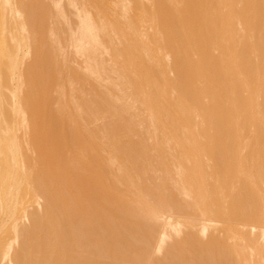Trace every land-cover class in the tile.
I'll use <instances>...</instances> for the list:
<instances>
[{
	"label": "bare ground",
	"instance_id": "1",
	"mask_svg": "<svg viewBox=\"0 0 264 264\" xmlns=\"http://www.w3.org/2000/svg\"><path fill=\"white\" fill-rule=\"evenodd\" d=\"M48 1L50 22L46 34L48 50L52 46L49 51L57 52L56 68L62 59L61 33L64 51L73 48L79 54L83 76L88 73L105 90L112 101L110 107L107 105L115 110L116 119L103 115L98 118V106L91 96L86 97L72 78L70 82L58 78L61 82L53 91L62 95L60 99H66V92L75 91L71 82L73 86L76 83V90L85 99L80 98V102L84 100L80 105L67 93V110L57 98L51 104L78 127L62 126L65 137L74 139L71 144L68 141L69 149L74 152L79 144H73L82 143L81 139L87 143V149L85 143L79 147L85 146L86 150L81 151L87 157H81L85 164L77 163L72 155L80 154H71L70 150L73 160L66 157L65 163L68 160L87 173L67 175V187L63 186L62 175L57 176L54 190L39 176L40 172L32 175L25 164L17 124L22 122L23 144L37 166L35 170H43L46 153L32 137L40 118L30 111L27 94L35 90L32 80L40 59L37 35L43 30L38 20L44 6L39 0H0V44H8L4 33L14 44L13 52L0 49V233L14 221L11 237L0 245V264H142L143 260L148 264H264V0H150L154 7L150 5L153 15L148 23L154 26V36L150 37H155L154 51L142 44L140 57V47L131 46L136 43L131 42L133 32L131 38L126 37L125 26L112 23L115 32H123L127 38L125 47L132 39L131 49L127 47L130 59L134 60V52L135 59L142 58V66L141 61L131 60L140 63L133 64L135 68L123 59L117 47L109 51L108 45L105 47L87 0L85 4L80 0V7L77 0H68L76 9V29L63 8L59 6L56 11L53 0ZM92 1L97 5L90 8L100 9V2ZM122 3L129 11L128 0ZM101 9L100 13L95 10L96 17H102L105 24V11L109 9ZM9 14L13 23L6 19ZM24 16L25 23L20 20ZM35 19L37 23L31 21ZM127 27L137 30L133 25ZM111 36L109 33L107 37L110 41ZM124 57H128L126 53ZM160 61L164 62L163 68ZM148 63L154 64L162 77L158 82L153 71L149 90L133 79L141 77L139 68L146 69L144 64ZM22 85H26V93H21ZM4 105L13 115L11 121ZM17 114L22 120L18 123ZM135 125L144 128L148 146L142 140L140 144L141 133L136 129L139 138L135 135ZM68 128L77 130L71 134ZM127 133L138 138L139 146L132 138L127 139ZM56 161L61 174L59 158ZM148 172L154 174L156 183H150L149 177L146 180ZM167 183L176 194L170 192ZM22 187L34 195L35 212L24 206ZM113 188L115 192L110 190ZM119 199L133 209H124ZM193 231L205 241L196 240ZM154 254L158 256L155 261Z\"/></svg>",
	"mask_w": 264,
	"mask_h": 264
},
{
	"label": "rangeland",
	"instance_id": "2",
	"mask_svg": "<svg viewBox=\"0 0 264 264\" xmlns=\"http://www.w3.org/2000/svg\"><path fill=\"white\" fill-rule=\"evenodd\" d=\"M26 1V0H25ZM40 2L42 1V4H43V6H44V10L42 11V13H41V15H40V18L41 19H39L38 21H40V22H38V23H40V25H42V27H43V30H41V32L37 35V37H38V39L40 40V59H39V61H38V68H37V70H36V75H35V78L37 79V81L38 82H36L35 80V78H34V80H32L33 82H32V85H33V87L35 88V90H34V93H32V94H27V97H28V102H29V104H30V106H31V109H30V111L32 112V113H34L35 115H37L39 118H40V125L38 126V129H37V131H34V132H32V137L35 139V142H36V144L38 145V148L40 149V150H43L44 151V153H46V159H45V163H44V167H43V170H35V164H33V161L31 160L32 158V156L27 152V150H26V147H25V145L23 144V138L22 137H24V130H21V128L23 127L22 125H19V124H22V122H19V121H22L21 120V115L20 114H17V117H16V122L18 123L19 122V124H17V136H18V138L21 140V143H22V153L24 154L23 155V157H25L24 159L26 160V162H25V164H26V166L27 167H30L31 168V170H32V175L34 174V175H37V173H39L40 175V177L43 179V180H45V182L49 185V188L50 189H52V190H54L55 189V184H54V179L55 178H57V176H61L62 175V177H63V186L64 187H67L68 186V183H67V181H66V177H67V175H70V173L73 175H81V176H84V175H86V173L87 172H83V171H81V170H79V169H77V168H75L72 164H69V162L67 163V161L69 160V159H71V160H73L72 158H71V155L69 154V152H68V150H70L69 149V143H70V141H71V143H72V141L74 142V139H72V140H70V138H69V140H68V138L67 137H65V135H64V133H63V128H64V125L65 124H67L68 125V127L70 126V127H73L72 125H74L75 124V122L74 121H72L71 119V117L69 118V116H66V117H63L62 115H60L59 113H60V109L59 108H57V107H55L53 104H51V101L52 102H54L55 100L54 99H58V101H62V103L64 104V105H66L65 106V108H64V106H63V108H64V110L66 109V108H68V104H67V102L69 101L68 100V98H70V96H74V98H75V101L76 102H78L80 105H82L81 104V102H83L85 99L84 98H82L83 97V95H82V92H79V90H76V83L78 84V89H80L81 91H83V93L86 95V97H89V96H91V99L90 100H92L93 102H94V104L96 105V106H98V110L100 111H97L98 113H99V116H98V118L101 116V115H103L104 117L105 116H107V117H105V118H112L113 120H115L116 119V116H115V110L113 111L111 108L109 109V107H110V104L111 103H109V102H112L111 101V99L109 100L108 98H109V96L108 95H106V92H105V94H104V92L103 91H105L104 89H101V88H99V86L100 85H98L99 83L98 82H96L95 80L94 81H92L93 79H92V77L90 78L87 74V72H85V76H83L84 75V70H82L81 71V66H83L84 67V65H81L82 64V58H79V54L78 53H76L75 51H73V48H70L67 52L68 53H66V51H64L65 50V46H63V44H62V42H63V37H62V35H61V33L59 34V40H60V42H61V44H60V47H61V49H62V51H61V54H59L60 56H61V61H60V63H59V67L58 68H56L58 65H57V63H55L56 62V60H54V58L56 57V54H57V52H55V51H53V53H54V55H53V53L52 52H50L49 50H51V49H53V47L52 46H50V47H52V48H50L49 47V50H48V46L50 45L49 43H50V41H49V39L47 38V34H46V31H47V26H48V24H49V18H50V7H49V1L48 0H39ZM78 2L77 3H79L80 2V0H77ZM82 1V3H84L85 4V2L86 1H84V0H81ZM88 1V3H86V5H87V7L89 8V10L91 11V15H92V17H93V19L95 20V22L97 23V25H98V29H99V35H100V38H101V40L102 39H104L106 42H109L108 44L104 41V43L106 44V46L105 47H107V45H108V51H109V49L110 50H113V49H115L116 47H117V50H118V53L121 55V56H123V59L126 61V62H128V61H130L131 62V60H133V58L132 59H130L131 58V55L129 54L130 52H128V50L130 51V47L131 46H136V48L137 47H140V48H138L137 50H139V49H141V47H142V44L144 45V47L146 48V49H151L152 51H154V49H156V46H155V43H154V39H155V37H153L152 39L153 40H151L150 39V37H152V36H154V31L153 32H151V30L154 28V26H153V23L152 24H150L151 23V20H152V15H153V8L150 6V5H152L153 7H154V5L152 4L153 3V0H151V2H150V0H140V1H142V3L139 1V0H128V2H129V7H130V10L129 11H125L124 10V7H123V3H122V0H96L95 1V3L97 2L98 3V1L100 2L99 4H98V8L100 7V9H98V10H100L99 11V13L102 11V9H101V7H103V9H106V10H108V12H106L105 11V13H106V16H107V18H105L106 16L104 15V19H106V20H104V22H105V24L106 23H108L107 25H105L104 23H102V21L101 20H103V18L101 17L102 16V13H101V15H100V17L101 18H98V17H96V13H95V10L96 11H98L96 8L95 9H92V8H90V7H95L96 5L95 4H93L94 3V1H92V0H87ZM90 1H92V2H90ZM162 2H164V0H161ZM27 2H28V0H27ZM147 2H149V4L147 3ZM101 4V5H100ZM141 4H142V7L143 8H141ZM78 5V4H77ZM95 5V6H94ZM59 6H61L62 8H63V10H64V13H65V15L69 18V21H70V25H71V27L73 28V29H76V27H77V24H78V21H77V18H76V9L74 8V7H72V6H70L69 5V2H68V0H53V8L57 11V8L59 9ZM79 7H80V3H79V5H78ZM150 6V7H149ZM151 9H149V8ZM137 8V9H136ZM145 11V13L143 12V11ZM149 10V11H148ZM148 12L150 13V12H152L151 13V19H150V17H148L149 16V14H148ZM118 15H117V14ZM4 14V13H3ZM2 14V15H3ZM60 15H61V13H59ZM103 14H104V10H103ZM148 14V16H146ZM7 15V14H6ZM98 16H99V14H97ZM3 16H5V15H3ZM112 16H113V18H112ZM138 16V17H137ZM25 18H26V16H24ZM20 18V20L22 21V22H24L25 23V21H27V18H26V20H25V18ZM120 17H122L121 18V20H120ZM145 17V18H144ZM149 18V19H148ZM6 19H8V21H9V23H13V18L10 16V14L7 16V18ZM6 19H4L3 20V22H7V20ZM99 19H100V21H101V23H102V25L100 26V21H99ZM111 20V23H109V21L108 20ZM6 20V21H5ZM36 20V21H35ZM35 20H31V21H34V22H36L37 23V19H35ZM150 20V21H149ZM99 21V22H98ZM108 21V22H107ZM113 21L114 22H116V24L117 23H119V25L121 26L122 25V27H124L125 26V28L124 29H126L125 30V36L127 37V35H128V37L129 38H131V37H134V39L132 40V39H130L129 40V38H128V40H129V42H128V48H130V49H128L127 47H125V43L124 42H126L127 41V38H125V36H123V32H120V31H118V33H117V31L115 32V30L113 29V28H115L114 27V23H113ZM125 22L127 23V25H130V28H131V26L133 25V26H135L136 28H137V30L134 32L133 31V29L132 30H130L129 29V27H127V25H125ZM148 22H150V23H148ZM113 23V24H112ZM110 24H112L113 26L111 27V25ZM151 25V26H150ZM104 26V27H103ZM13 27V26H12ZM102 27V28H101ZM116 27H119L118 25H116ZM104 28V29H103ZM113 30H112V29ZM146 28V29H145ZM100 29H102V30H106L107 29V31L110 33V36L113 34V37H115L114 39H113V37L111 36V41H110V37H109V33H107V32H105V31H102V30H100ZM116 29V28H115ZM123 29V28H122ZM117 30V29H116ZM130 30V31H129ZM101 31H102V33H101ZM113 31V32H112ZM122 31V30H121ZM2 33H4V30L3 31H1ZM132 32H133V36H131L130 37V35H132ZM1 33V37H3V34ZM112 33V34H111ZM120 33H122V34H120ZM105 34V35H104ZM108 34V35H107ZM118 34V35H117ZM120 34V35H119ZM153 34V35H152ZM4 35H5V37H6V39L8 40V44H6V46H5V44H0V49H5L6 51H8V52H13V49H14V44L13 43H11V41H10V36H9V34H6V33H4ZM102 35H104L105 36V38H104V36H102ZM116 35V36H115ZM121 35L123 36V38L121 37ZM138 35V36H137ZM180 36H182L181 34H180ZM107 37H109L108 39H107ZM183 37V36H182ZM124 38L126 39V41L124 40ZM181 38V37H180ZM122 39V40H121ZM181 39H183V38H181ZM108 40V41H107ZM113 40H117V41H119L120 42V45L119 44H117V42H115V41H113ZM132 40V41H131ZM135 40V41H134ZM103 41V40H102ZM130 41L131 42H136L135 44H137V45H133V43H132V45L130 46ZM149 41H151V43L149 42ZM45 42V44H43ZM112 42V43H111ZM42 43V44H41ZM127 43V42H126ZM149 43H150V45H149ZM112 44H115V47L114 46H112ZM122 44V45H121ZM152 44V45H151ZM41 45H42V47H41ZM65 45V44H64ZM112 46L113 48L111 49L109 46ZM2 46V47H1ZM122 46V47H121ZM125 48H127V49H125ZM153 46H154V49H153ZM45 47V48H44ZM64 47V48H63ZM47 48V49H46ZM134 49V51H136L135 50V48H133ZM31 50V45H30V48H29V46H27V48H26V53H29V51ZM52 51V50H51ZM125 51V52H124ZM123 52V53H122ZM137 52V51H136ZM127 54V56L129 57V55H130V57L128 58V57H124V54ZM133 53V52H132ZM188 53H189V51H188ZM64 54H65V56H64ZM67 54V55H66ZM136 53L134 52L133 54H132V56L134 57V60H137L138 62L139 61H141L140 63H141V65L140 66H142V64H143V62H142V58H140V59H135L136 57H137V55L136 56H134ZM106 56H107V54H105ZM138 55L141 57V55H140V50H139V52H138ZM189 55H190V53H189ZM28 56V55H27ZM55 56V57H54ZM105 56V57H106ZM126 56V55H125ZM74 58V59H73ZM139 58V57H138ZM63 59H64V61H63ZM127 59H129V60H127ZM27 60H29V57H27V59H26V61ZM133 60V61H134ZM1 61L3 62L4 61V59L3 58H1ZM66 61V63H65V65H64V62ZM72 61H74V63H75V66H74V64H73V62ZM136 62V61H135ZM56 65H55V64ZM140 63H134V62H131V64H132V66H133V68H135L134 67V65L133 64H140ZM163 64H164V62H162V64H161V61H160V65L162 66V68H163ZM60 65L62 66V68H61V70H60ZM67 65V66H66ZM145 65V67H146V69L144 68V67H140L139 68V72H138V74H141V77H140V75L137 77V78H133V79H135V80H140V83H139V86H141L142 87V85H141V83H143V88H145V89H147V90H149V88H151L152 89V84H153V82L152 81H154L153 80V78L154 77H156V78H154V79H157L158 80V82H160L162 79V77L161 76H159V72H157L158 71V68L156 67V66H154V64H152V63H148V64H144ZM143 65V66H144ZM147 65H149L150 66V68H151V72H150V68L148 69L147 67H149V66H147ZM66 66V67H65ZM155 68H154V67ZM59 69V71H58V73H56V69ZM75 68V69H74ZM80 69V70H79ZM137 69H138V65H137ZM137 69H135V70H137ZM143 69H145L144 70V73L145 74H147V76H148V79H147V76L145 77V76H143L144 75V73L143 72H140V71H142ZM22 70H23V67H22ZM63 70V71H62ZM24 71H25V73L27 72V70H25L24 69ZM145 71H149V73L147 72H145ZM156 73L155 74V76H154V72ZM79 73H81V74H79ZM83 73V74H82ZM151 73H152V75L154 76V77H152V75H151ZM59 77H58V76ZM69 76H71V77H69ZM86 76H88L87 78H86ZM6 77H7V71L4 69V79H6ZM61 77V78H60ZM66 78V80H71V78L73 79V81L74 82H76V83H74V86L72 85V82L70 83L71 84V86L73 87V89H75V91H73V93L72 92H66L65 94H64V97L66 98V99H64V98H59V96H61L62 97V95H56V93L53 91V89L54 88H56L58 85H59V83L61 82V80L63 79V78ZM81 77V78H80ZM85 77V78H84ZM147 79L146 81L144 80L145 78ZM158 77V78H157ZM61 79V80H59V79ZM90 78V79H89ZM150 78H152V80L150 81ZM86 79V82H85V84H87V85H84V80ZM160 80V81H159ZM7 81V80H6ZM72 81V80H71ZM70 82V81H69ZM146 82V83H145ZM8 85H10L8 82H6ZM58 83V84H57ZM81 83H82V85H81ZM148 83V84H147ZM152 83V84H151ZM144 84H146L145 86H144ZM38 85H40V87H41V89L39 88V86ZM57 85V86H56ZM97 85H98V87H97ZM148 85V86H147ZM25 86V87H24ZM22 85L21 86V93H26V85ZM81 86V87H80ZM82 88V89H81ZM104 88V87H103ZM76 91H77V93H76ZM51 92V93H50ZM67 93L68 94H72V95H68L69 97L67 98L65 95H67ZM79 93V94H78ZM51 95V96H50ZM84 95V96H85ZM48 97H49V99H48ZM100 97H101V99H104V101L102 100V102H101V99H100ZM103 97V98H102ZM78 98H79V100H78ZM80 98H82V99H84L83 101H81L80 102ZM90 98V97H89ZM106 98V99H105ZM63 99V100H62ZM87 99V98H86ZM46 100H48V102L46 101ZM54 100V101H53ZM107 100V101H106ZM60 101V102H61ZM64 101H65V103H64ZM67 101V102H66ZM88 101V100H87ZM106 101V102H105ZM103 102H105L106 104H103ZM46 103H47V106H46ZM69 103V102H68ZM102 104V105H101ZM109 105V107H108V105ZM53 105V106H52ZM102 106L104 107V106H107V107H105V109H106V111H105V109L104 108H102ZM137 106H138V104H137ZM63 108H62V110H63ZM102 108V109H101ZM138 108H140L141 109V107H140V105L138 106ZM4 109H5V111H6V115L10 118L9 120L11 121L12 120V118H13V115H12V113H11V111H10V109L8 108V106H5L4 105ZM58 109H59V111H58ZM67 110V109H66ZM69 110V109H68ZM102 110V111H101ZM120 110V109H119ZM136 111H138V109L136 110ZM101 112H105V115L103 114V113H101ZM48 113H50V114H48ZM101 113V114H100ZM61 116L63 117V118H61ZM103 116H101V117H103ZM100 117V118H101ZM66 118H68V119H66ZM53 120V123H48V121L49 120ZM66 119V120H65ZM69 122H68V121ZM65 121H67V123L65 122ZM71 122V123H70ZM74 122V123H73ZM63 123V124H62ZM120 123V122H119ZM62 126H63V128H62ZM75 126L77 127V125L75 124ZM138 127V125H135V126H133L134 127V131H135V135L139 138V134L141 135L140 136V138H139V140H138V138L136 137V136H134V138L132 137L133 135H130V133H127L126 135H127V139H131L132 138V140L134 141V142H136V145H138L139 144V142H140V144H141V142L143 141V143H144V145H146L147 144V146H148V142H149V140L147 139V141H144V140H146V133H145V130H144V128L143 129H140V128H137ZM18 127H19V129H18ZM75 127V128H76ZM119 127H120V124H119ZM139 127H140V125H139ZM75 128H73V130H72V128H70L71 129V131H70V129L68 128V130L71 132V134H72V131L74 132L75 130H77V129H75ZM78 128V127H77ZM142 128V127H141ZM23 129V128H22ZM136 129L138 130V132L140 131V133H137V131H136ZM144 131V133H143V131ZM22 131V132H21ZM68 131V133L70 134V132ZM22 133V134H21ZM63 133V134H62ZM71 134H70V136H71ZM138 134V135H137ZM49 135V136H48ZM64 136V138H63V136ZM144 135H145V137H144ZM64 139H65V144H64ZM139 141H137V140ZM37 140V141H36ZM81 140H83V145H84V143L86 144L85 146H86V149H87V143H86V141H84V139H81ZM142 140V141H141ZM68 141H69V143H68ZM132 141V142H133ZM76 142V141H75ZM70 143V144H71ZM82 143H80V142H78V143H75V144H73L74 146H77L78 147V145L77 144H79V147L81 148V146H80V144L82 145ZM135 144V143H134ZM135 145V146H136ZM143 145V144H142ZM142 145H140V147H138V148H140V150L142 149ZM42 146H44V148H42ZM85 146H84V149H80L79 147L78 148H76V150L75 151H78V154H80V156L79 155H77V153L75 154V151L73 152V150H70V152H71V154L73 153V154H75V155H72V157L74 156V159H75V161L77 162V163H82V164H85L84 163V159L86 160V156H84L82 153H81V151L82 150H86L85 149ZM139 146V145H138ZM83 147V146H82ZM67 148V149H66ZM137 148V147H136ZM138 150V149H137ZM68 153V154H67ZM29 155V156H28ZM77 156V157H76ZM79 156V157H78ZM66 157H70V158H68V160H66V163L68 164H66L65 163V159H67ZM81 157H84V159L82 158L81 159ZM94 157V156H93ZM57 158H59V160H60V165H61V170H60V173L61 174H58V169H57V167H56V165H55V162H57L56 161V159ZM157 158V157H156ZM31 160V163L33 164H31L30 165V160ZM4 160V158H2L1 159V161H3ZM24 160V161H25ZM159 159L157 158V159H154V161H158ZM153 161V162H154ZM154 164H157V163H155L154 162ZM35 165V166H34ZM50 165V166H49ZM86 165H90L91 166V168L93 167H95V166H93V164H87L86 163ZM33 166V167H32ZM66 166H67V168H66ZM68 166H70V167H68ZM157 166V165H156ZM36 168H37V166H36ZM74 169V170H73ZM76 169V170H75ZM30 170V171H31ZM33 170H34V172H33ZM78 170V171H77ZM30 171H29V173H30ZM80 171V172H79ZM67 172H68V174H67ZM149 173H152V172H148V173H146V175L145 176H147V179H146V177H145V179L146 180H148L149 178L150 179H152L151 180V182L150 183H156V181H155V179H154V174L152 175V177H150V175H149ZM148 174V175H147ZM149 177V178H148ZM149 179V180H150ZM88 180H94V179H88ZM167 186H168V188H169V190H170V192H173L174 194H176V192L174 191V189L172 188V186L170 185V183H167ZM125 189H126V191H127V189L129 190V188L128 187H125ZM111 191H113L114 190V192H115V190L116 189H110ZM168 190V191H169ZM21 193L22 192H24V193H22L23 194V197H24V206L26 207V208H28V210L30 211V212H35L36 211V208H37V206L34 204V203H32L33 201V197H34V195L32 194V192H29L28 193V190L26 189V187L24 188V187H22L21 188ZM108 192H110V191H108ZM176 196V195H175ZM177 198H179L178 196H176ZM119 203L121 204V206L124 208V209H128V210H132L133 209V207H132V205L131 204H128L126 201H124V200H120L119 199ZM126 203H127V205H126ZM21 212L22 211H20L18 214H17V218L18 219H20V215H21ZM193 212V211H192ZM194 213V212H193ZM195 215H196V217H199L200 218V216L198 215V213H194ZM12 222V223H11ZM13 220L12 221H10L9 223H10V225H9V223L7 224V226L2 230V232L0 233V245L2 244V245H5V243H7L8 242V240H9V238L11 237V235H12V226L11 225H13ZM161 226L162 225H160L159 227H158V229L160 230L161 229ZM193 235H194V238L196 239V240H198V241H205V240H202L201 238H200V236L198 235V233L196 232V231H193ZM15 249L17 250V247H15ZM156 254H154V256H153V260L155 261V260H157L158 259V256L156 255ZM147 260H143L142 262V264H148V262H146ZM136 263L137 261L136 260H133L132 261V263Z\"/></svg>",
	"mask_w": 264,
	"mask_h": 264
}]
</instances>
